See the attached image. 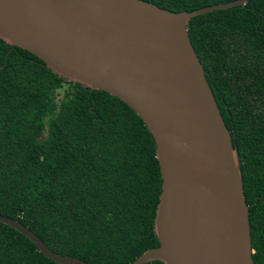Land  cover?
<instances>
[{
  "label": "trees",
  "instance_id": "obj_1",
  "mask_svg": "<svg viewBox=\"0 0 264 264\" xmlns=\"http://www.w3.org/2000/svg\"><path fill=\"white\" fill-rule=\"evenodd\" d=\"M145 1L190 11L231 0ZM187 34L237 150L251 258L264 264V0L195 15ZM159 191L153 140L129 106L0 39L1 215L60 255L127 264L158 245ZM0 264L59 263L0 223Z\"/></svg>",
  "mask_w": 264,
  "mask_h": 264
},
{
  "label": "water",
  "instance_id": "obj_2",
  "mask_svg": "<svg viewBox=\"0 0 264 264\" xmlns=\"http://www.w3.org/2000/svg\"><path fill=\"white\" fill-rule=\"evenodd\" d=\"M247 0L170 11L145 0H0V39L57 76L117 97L154 143L160 191L152 229L158 245L127 264H254L239 159L187 23ZM46 258L88 264L50 250L0 214Z\"/></svg>",
  "mask_w": 264,
  "mask_h": 264
},
{
  "label": "rangeland",
  "instance_id": "obj_3",
  "mask_svg": "<svg viewBox=\"0 0 264 264\" xmlns=\"http://www.w3.org/2000/svg\"><path fill=\"white\" fill-rule=\"evenodd\" d=\"M66 87V84L63 83V85L61 86V88L55 90L54 92V98L56 101H58L59 99H61L62 94H63V89Z\"/></svg>",
  "mask_w": 264,
  "mask_h": 264
}]
</instances>
